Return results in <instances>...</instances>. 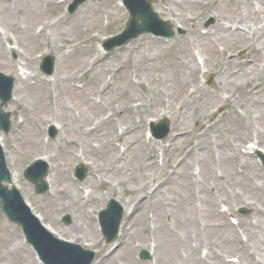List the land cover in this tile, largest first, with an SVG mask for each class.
Instances as JSON below:
<instances>
[{
  "label": "rangeland",
  "instance_id": "rangeland-1",
  "mask_svg": "<svg viewBox=\"0 0 264 264\" xmlns=\"http://www.w3.org/2000/svg\"><path fill=\"white\" fill-rule=\"evenodd\" d=\"M256 1L264 9V0ZM88 2L90 7L71 15L67 6L65 10L47 0H0V70L15 76L21 64L51 80L40 68L44 56L52 52L67 56L57 64L50 82L42 79L36 84L35 78L24 87L18 95L20 108L16 114L12 111L21 122L13 121L12 130L1 134L9 141L10 166L16 171L45 154L61 173L54 184L62 190L60 200H49L47 193L38 195L22 173L24 189H32L41 210L63 228H72L77 217L81 231L74 226L69 236L91 240V246L87 245L97 253L95 264H103L108 246L95 229L97 218L86 217L79 194L67 193L68 173L74 184L86 186L87 179L76 183L72 176L85 155L95 164L92 172L105 181L90 183L95 196L90 206L110 198L125 205L132 201L125 223L131 212L137 218L128 222L129 231L117 255L104 264H224L221 258L207 257L205 248L227 263L237 260L231 253L240 252L241 245H231L228 218L219 213V206H225L221 203L227 204L249 239L251 234L240 264H264V214L254 211H264L260 188L264 169L255 151L248 149L264 152V21L255 14L254 0H152L163 10L161 14L157 9L163 19H171L164 8L178 15L182 26L171 20L183 31L166 40L145 36L143 43L134 40L106 57L98 53L94 41L121 33L128 15L108 7L107 0ZM236 20L249 27L247 44V34L228 36L224 30V24L232 26ZM200 28L213 32L204 36ZM229 31L237 32L231 27ZM8 38L11 45L7 47L4 40ZM90 44L95 56L83 51ZM191 46L206 61L207 78ZM92 59L100 60L93 68ZM107 75L113 77L111 82ZM79 82L84 89L74 94ZM104 83L111 85L106 88ZM136 103L140 106L133 109ZM164 115L171 117L172 132L165 140L155 141L149 137V123L163 120ZM50 127H59L54 139L49 137ZM118 130L125 132L123 139L117 138ZM177 131L183 132L180 138ZM117 144H125V152ZM182 159L186 162L180 175L171 174ZM162 183L159 196L152 195L149 204L135 208L132 190L139 200L144 189L150 195ZM156 204L161 210H152ZM65 216L71 224L64 223ZM72 240L84 247L83 239ZM25 251L33 254L21 230L0 211V264H39L34 254L37 263L28 261ZM144 252L148 259L143 258Z\"/></svg>",
  "mask_w": 264,
  "mask_h": 264
},
{
  "label": "bare ground",
  "instance_id": "bare-ground-1",
  "mask_svg": "<svg viewBox=\"0 0 264 264\" xmlns=\"http://www.w3.org/2000/svg\"><path fill=\"white\" fill-rule=\"evenodd\" d=\"M115 1L116 0H110L109 2H107V6L109 7L110 5H112V4H115ZM164 1H167V2H170V0H163V2ZM258 4H260V6H261V9H259V11H257L256 12V15H258V16H263L264 15V9L262 8V6H263V4H262V2H259L258 1ZM90 6V4H88V5H86V6H84V7H82L81 9H85V8H88ZM157 8H159V6L157 5ZM115 9L117 10V12H119V10L120 9H118V7L117 6H115ZM216 28H219L218 26H216ZM225 30V32H226V34L228 35V36H231V35H235V36H237V35H240V36H242V35H246L247 34V41H245V39H244V41H245V44H247L248 43V35H249V33H247L246 31H244V30H242V31H238L237 33H230V31L228 30V29H224ZM139 42H141V43H143L144 42V37H141L140 38V40H139ZM83 51H84V53H86V54H92V55H95L96 54V50H95V48L94 47H92V44H90V46H88V47H85L84 49H83ZM60 59V58H59ZM62 60H66V57L65 56H62ZM59 61V60H58ZM98 62H100V60H95V63H98ZM95 65H91V67L93 68ZM122 68H120V70H121ZM33 74H34V72H32ZM32 73H29V75L31 74V76L30 77H28L27 76V78L25 79V80H22L21 81V85L22 86H29L30 85V82L33 80L32 79ZM33 78H37V82L36 83H40L41 82V78L39 77V76H33ZM93 80V79H92ZM92 80H90V82H92ZM104 87H109L108 85H105ZM20 91L21 92H23V89H20ZM76 93V91L74 90V94ZM139 108V106H136V107H133V109H138ZM131 112V111H130ZM167 117V116H166ZM181 135H183V132L181 131H177V137H179L180 138V136ZM133 145H129L128 146V148H131ZM150 154H152L153 155V153H152V151L150 152ZM180 158V157H179ZM178 158V159H179ZM186 161L184 160V159H182V160H177V162L175 163V166H174V168L172 169V173L171 174H173V175H180V173H181V171H180V167L181 166H183V164L185 163ZM55 176H57V178H61V173H59V172H56L55 173ZM13 178H14V185L17 187V185H18V181H17V179L15 178V174L13 173ZM162 186H164V183H162V184H158L157 186H155L154 188H153V190H151V193H150V195L149 194H144V192H147L149 189L147 188V189H144V191H142L141 192V196L139 197V200L137 199V194H135V191L134 190H132L131 191V197L136 201V203L134 204L135 205V208L136 209H139V207L141 206V205H143V204H149V201H151V198H152V195H157V196H159L160 195V193H161V188H162ZM76 188H77V186H75ZM263 187H264V183H263ZM18 188V187H17ZM68 191L70 192L71 191V189L69 188L68 189ZM57 194H60V192H58ZM184 201H185V199H182L181 198V202H183L184 203ZM262 202H264V201H262ZM132 203V201H130L129 203H128V205L126 206V209H128V207H130V204ZM155 203V202H154ZM153 207H151L152 208V210H161L159 207H157V206H159L158 204H156V205H152ZM155 208V209H154ZM36 212V211H35ZM264 214L263 213V211H259V214ZM137 227L138 228H142L141 226H139V225H137ZM49 228H51L50 230L48 229V231H53L52 230V227H49ZM70 229H72V228H70ZM228 229L230 230L229 231V235L231 234V236H233V238H234V241H233V243L231 244V245H233V244H240V242H239V240H238V238H239V233H238V230L236 229V228H233V227H231V226H229L228 227ZM79 230V229H78ZM54 233H56V234H58L59 236H61V235H64V236H66V235H70V234H73L74 233V230H63V233H61V235L57 232V231H53ZM62 237V236H61ZM245 248H246V246L245 245H243V248H242V250L243 251H245ZM208 250H209V248H208ZM262 250H264V243H263V248H262ZM230 251H228V252H226V254H228V255H230ZM209 255H211V256H213V257H216V258H221L222 260H223V262H224V264H228L226 261H225V259H224V257H222L221 255H218V254H211L210 252H209ZM228 255H226V256H228ZM234 255H236V256H238V258H239V260H241V252H234ZM249 258L251 259V263H253V260L255 259V255L254 254H252V255H250L249 256ZM255 264H260L259 262H255Z\"/></svg>",
  "mask_w": 264,
  "mask_h": 264
},
{
  "label": "water",
  "instance_id": "water-1",
  "mask_svg": "<svg viewBox=\"0 0 264 264\" xmlns=\"http://www.w3.org/2000/svg\"><path fill=\"white\" fill-rule=\"evenodd\" d=\"M150 13V11H149ZM29 242L32 243L33 245L36 246L37 250L41 253L42 258L44 261L47 262V264H52V259L49 257V255L46 253L43 244L40 243L37 239V237L35 236V234H29ZM71 264H74L73 262L76 260L77 255L76 254H72L71 256Z\"/></svg>",
  "mask_w": 264,
  "mask_h": 264
}]
</instances>
